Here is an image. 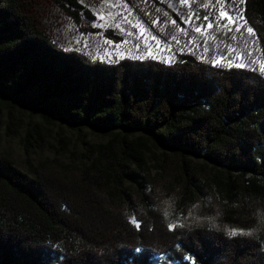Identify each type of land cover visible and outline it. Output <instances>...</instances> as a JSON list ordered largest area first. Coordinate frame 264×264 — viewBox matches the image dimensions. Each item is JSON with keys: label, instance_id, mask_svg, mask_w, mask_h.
<instances>
[{"label": "trees", "instance_id": "1", "mask_svg": "<svg viewBox=\"0 0 264 264\" xmlns=\"http://www.w3.org/2000/svg\"><path fill=\"white\" fill-rule=\"evenodd\" d=\"M35 1L0 0V107L33 111L47 125L87 129L108 141L96 146L90 165L67 175L28 177L0 160V264H38L48 255L58 264H149L174 249L195 264H264V236L238 232L228 238L209 226L217 205L222 229L260 228L264 219L256 211L264 209V72L256 62L264 58V0L237 5L247 21L239 32L235 25L229 32L215 25L208 29L200 19L187 21L186 10L160 0H117L126 19L138 24L167 60L115 64L56 46L34 25ZM49 1L71 24L79 25L82 15L91 20L78 0ZM199 3V17L217 15L218 7L211 12ZM105 37L121 41L110 31ZM127 41L144 48L141 40ZM229 48L246 65L253 63L214 65ZM134 133L141 136L129 138ZM32 137L25 134L26 149L33 146ZM149 146L177 157L155 156L164 178L159 187L166 183L168 196L179 197L182 218L173 230L152 211L153 197L162 199L159 193L125 195L126 206L140 202L133 208L139 229L128 222L120 201L119 188L145 166ZM188 155L222 169L224 176L213 175L210 182L227 205L182 203L205 190L202 166L189 165L183 160Z\"/></svg>", "mask_w": 264, "mask_h": 264}, {"label": "rangeland", "instance_id": "2", "mask_svg": "<svg viewBox=\"0 0 264 264\" xmlns=\"http://www.w3.org/2000/svg\"><path fill=\"white\" fill-rule=\"evenodd\" d=\"M160 1L168 3L171 7L177 6L186 10L187 21L191 22L197 21V15L200 16L199 8L203 7L199 2H202L204 7L209 6L211 12L212 7H218L216 8L217 14L221 8V4L216 0H187V3L184 0ZM78 2L90 14L91 20L82 15L79 25L71 24L61 13L52 8L49 0H36L30 5L34 25L62 50L77 52L92 61L115 64L121 60H140L144 57L167 60L165 52L151 43L142 28L126 19L117 0H78ZM235 2L238 5L240 0H235ZM195 4L198 9L192 11ZM57 31H59L58 35H56ZM107 31L119 36L121 41L116 43L108 41L105 37ZM130 39L137 42L141 40L144 45L143 50L135 45H129L127 40ZM149 49L151 54H149ZM28 132L33 134V146L26 149L24 138ZM138 136L141 134L134 133L129 138ZM107 141L108 137L87 129L75 131L59 122L47 125L33 111L12 108L8 105L0 107V160L10 161L16 171L28 177H35L39 172L67 175L87 167L96 156V146ZM155 156L157 158H177L169 151L149 146V151L144 155L145 166L137 171L136 177L128 180L119 188L120 201L126 209L128 222L131 217H135L133 208L139 206L140 202L133 199L132 204L126 206L123 204L126 194H131L134 198L135 190H138L142 194L153 195L159 188L162 193L160 197L169 195L168 190L165 189L170 188L169 185L163 183L165 187H159V182L164 178L160 175L161 171L157 169L158 160ZM183 160L188 161L189 165L195 168L202 166L200 185L205 190L202 191V196L199 195L196 199L194 197L182 203L186 206L191 202L201 200L209 205L216 202L227 205L228 203H224L225 195L217 192L210 182L213 175L224 176L222 169L208 163L202 156L188 155ZM248 177L249 175L245 176V178ZM180 210L175 208L172 219L167 223L168 227L170 223L180 225L182 218ZM149 262V264H195L190 256L181 254L177 249L154 256ZM38 264H58V259L48 255L44 256Z\"/></svg>", "mask_w": 264, "mask_h": 264}, {"label": "snow or ice", "instance_id": "3", "mask_svg": "<svg viewBox=\"0 0 264 264\" xmlns=\"http://www.w3.org/2000/svg\"><path fill=\"white\" fill-rule=\"evenodd\" d=\"M184 2L187 3V0H184ZM216 2L221 4V8L215 17L206 14L203 17H199V15H197V19H200L202 21H207V24L205 25V27L208 29L213 28V26L215 25L216 28L218 29L222 28V29H226L227 31L231 32L233 29L230 27V25H235V30L239 32L241 27H243L247 23V21L244 18L242 10L237 8V4L235 0H227V8H225L224 6V0H216ZM240 3L241 4L245 3V0H240ZM100 19H104V17H100ZM220 21H225V22L220 23ZM195 31L197 33H200L202 31V28L197 26L195 27ZM246 32L252 36L256 35L253 28L251 27H247ZM256 43H258V41H256ZM247 46H248V41L246 40L245 47ZM148 51H149V54H151V50L149 49ZM233 52H236V49L229 48L228 54L215 59L213 61V64L216 65V64L226 63L227 66H235L239 68H244L246 66H250L251 63H253L252 61H249L248 65H246L245 62L241 60L240 53L236 52L235 57H233L232 55ZM256 62L259 63V70L264 72V58H258ZM129 222L132 223L137 229L141 227L140 223L136 220L134 216L130 218ZM176 226L177 225L170 223L169 230H172ZM238 232L243 234V230L231 229L230 235L236 236ZM137 251H139V249H137Z\"/></svg>", "mask_w": 264, "mask_h": 264}, {"label": "clouds", "instance_id": "4", "mask_svg": "<svg viewBox=\"0 0 264 264\" xmlns=\"http://www.w3.org/2000/svg\"><path fill=\"white\" fill-rule=\"evenodd\" d=\"M156 192L162 195L161 189L157 188ZM153 199H154V203L152 205V211L157 212L162 217L164 222L168 223L172 219L175 213L176 203L179 197L173 195V196H163L162 199L158 197H153ZM224 203L227 202L225 201ZM237 206L238 205L233 204V207H237ZM197 207L198 205L193 206L194 209ZM140 211L146 214V211L143 206H141ZM256 211L258 215L264 214V209L258 208ZM222 216H223V211L220 209L219 205H217L215 215L209 218L210 220L209 226L210 228L215 229L217 231L223 230L225 231V235L228 238H233L234 236L230 235V230H231L230 228H224V229L221 228L219 221L220 218H222ZM193 219H199V217L193 216ZM258 222L261 224L260 228L243 230V235L247 237H252L253 235H255L256 237L264 236V219H260Z\"/></svg>", "mask_w": 264, "mask_h": 264}]
</instances>
